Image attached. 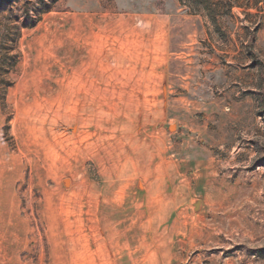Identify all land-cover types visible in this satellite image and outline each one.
I'll return each mask as SVG.
<instances>
[{
    "label": "rangeland",
    "instance_id": "obj_1",
    "mask_svg": "<svg viewBox=\"0 0 264 264\" xmlns=\"http://www.w3.org/2000/svg\"><path fill=\"white\" fill-rule=\"evenodd\" d=\"M0 264H264V0H0Z\"/></svg>",
    "mask_w": 264,
    "mask_h": 264
}]
</instances>
